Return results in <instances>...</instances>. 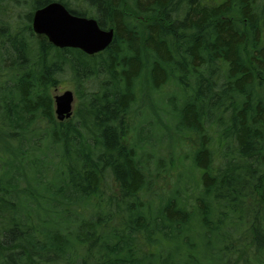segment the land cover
<instances>
[{"label": "trees", "instance_id": "16d2710c", "mask_svg": "<svg viewBox=\"0 0 264 264\" xmlns=\"http://www.w3.org/2000/svg\"><path fill=\"white\" fill-rule=\"evenodd\" d=\"M53 1L109 46L34 35ZM0 264H264V0H0Z\"/></svg>", "mask_w": 264, "mask_h": 264}, {"label": "water", "instance_id": "95a60500", "mask_svg": "<svg viewBox=\"0 0 264 264\" xmlns=\"http://www.w3.org/2000/svg\"><path fill=\"white\" fill-rule=\"evenodd\" d=\"M31 29L57 48L79 49L88 55L104 50L113 39L112 28L102 29L94 18L75 15L58 1L33 11ZM53 99L56 118L59 121L68 118L72 113L73 92L66 90Z\"/></svg>", "mask_w": 264, "mask_h": 264}, {"label": "rangeland", "instance_id": "374dc122", "mask_svg": "<svg viewBox=\"0 0 264 264\" xmlns=\"http://www.w3.org/2000/svg\"><path fill=\"white\" fill-rule=\"evenodd\" d=\"M2 13H4V17H2V18H10V16H12V15H10V14H6V12H5V10H3V12ZM234 14V18H236V16H235V13H233ZM21 16V13L19 14V15H17V16H14V18L15 19H17V21L18 22H20V23H23V20L22 19H20L19 17ZM10 21H11V19H10ZM13 21H11V23H12ZM61 80H59L53 87H52V89H51V94L52 95H57V94H60V93H62L64 90H73V86H72V84H71V82H70V79L68 78V77H63V78H60ZM75 101H74V103H73V106H75ZM37 125H39V124H37ZM44 124H42V125H40V126H43ZM30 137H33V135L31 134V136ZM166 180H167V177H163V178H161V181H162V183L163 184H165L166 183ZM167 185V184H166Z\"/></svg>", "mask_w": 264, "mask_h": 264}]
</instances>
